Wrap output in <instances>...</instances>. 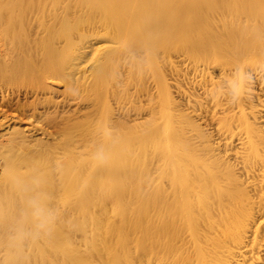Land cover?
Instances as JSON below:
<instances>
[{"label": "bare ground", "instance_id": "1", "mask_svg": "<svg viewBox=\"0 0 264 264\" xmlns=\"http://www.w3.org/2000/svg\"><path fill=\"white\" fill-rule=\"evenodd\" d=\"M59 57L64 92L89 108L58 116L51 142L5 129L53 121ZM119 64L135 91L110 78ZM239 66L252 82L229 105ZM5 109L18 117L0 119V264H264V0H0ZM33 197L59 210L56 229L20 254L7 238Z\"/></svg>", "mask_w": 264, "mask_h": 264}, {"label": "rangeland", "instance_id": "2", "mask_svg": "<svg viewBox=\"0 0 264 264\" xmlns=\"http://www.w3.org/2000/svg\"><path fill=\"white\" fill-rule=\"evenodd\" d=\"M172 56H177V54H174V55H172ZM173 57V58H174ZM179 57L177 56V58L175 57V62H177L178 64H179V62H181V60L179 61ZM64 60H65V63H64ZM54 61H56L55 59H54ZM57 62H59L60 63V65H58L59 66V69H60V71H61V75H62V79L61 78H56V79H50V80H48V81H50L49 82V84L50 85H52V88L53 89H55V90H57V92L55 91V93L53 94V99L55 100H58V101H60V102H62L61 103V105L62 106H60V104H59V109H57V108H51L52 106H50V108L48 109L49 110V112L51 111L52 113H53V115H52V120L54 121L55 119H57L58 120V118H60V117H62L63 116V113H64V111H68V110H70V109H73V110H75V109H77V108H81L83 111H86L88 108H87V104H88V102H85L84 101V103H83V101L81 102L80 101V98H78V97H74V96H69V95H67L65 92H64V88H65V82H64V80H63V78H65V71H67V58H63V57H59L58 59H57ZM143 62V61H142ZM64 63V64H63ZM84 64V63H83ZM162 64H164V63H162ZM183 64V65H182ZM120 65V64H119ZM144 65H149V64H147V63H145ZM185 63H182L181 62V66H180V64L177 66L178 68L179 67H181V68H179V72L181 73V71H183V69L185 70ZM117 67L120 69L122 66L120 65V66H118L117 65ZM165 68H166V65L164 66ZM117 68V69H118ZM124 68H125V66H124ZM145 68V69H144ZM122 69V68H121ZM121 69L119 70V71H116V68H114V70H113V74H112V72H111V74L109 73V75H110V78H111V76H113V78H115V77H117V72H120L121 71ZM127 69V68H126ZM143 70L142 71H144L145 70V72L144 73H146L145 74V76H144V78H142V80H144L145 81V84H147V85H150L151 86V88L152 89H155V86L153 85L154 83V81H153V79H155L156 78V75L154 74V72L152 71V69H151V67L149 66V68H146V66L145 67H143L142 68ZM148 69V70H147ZM170 69V68H169ZM168 69V66H167V68L165 69L166 71H165V75H166V78H168V82H169V85L171 84V89L172 90H175V87H176V83L175 82H177V80H176V78H175V76H173V73L170 71ZM123 70V69H122ZM147 70V71H146ZM150 70H151V73H152V75H151V73H150ZM111 71V70H110ZM115 71V72H114ZM125 71V69L123 70V72ZM122 72V71H121ZM120 72V73H121ZM116 75H115V74ZM120 73L118 74V76H120L121 77V75H120ZM144 73H142V75H144ZM125 74V73H124ZM169 74V75H168ZM108 75V76H109ZM141 75V76H142ZM115 76V77H114ZM152 76H154V77H152ZM181 76V75H180ZM67 77V76H66ZM122 77H124V76H122ZM121 77V78H122ZM146 77V78H145ZM179 77V76H178ZM112 78V80H113V82L115 81V84H116V81H118L119 79H120V81H121V78H119L118 77V79L117 80H114ZM125 78V77H124ZM175 79V81H174V79ZM181 78V77H180ZM107 79H108V81H107ZM106 79V81L107 82H110L111 80L109 79V77ZM126 80V82L124 81V83H123V81H122V83L125 85V87H124V85L121 83V86L120 87H118L117 86V89H118V91L121 93V92H123L124 93V91L127 93H131V92H133V91H135L136 89L135 88H138L139 86H137L136 87V85H137V82L139 83V78H137V79H134V80H137V81H134L133 82V79H131V80H128V82H127V77L125 78ZM57 80V81H56ZM60 80V81H59ZM110 80V81H109ZM148 80V81H147ZM60 82V83H57L56 84V82ZM119 81V82H120ZM143 81V82H144ZM147 82V83H146ZM29 83V82H28ZM126 83V84H125ZM22 84H25V86L24 85H22L21 87H19L18 88V90H20L19 91V95L17 96V98H19L20 100H21V102H31L32 101V99L34 98V94L33 93H28L26 96H25V93L24 92H28V90L29 91H31V84L30 85H26V82H24V83H22ZM111 84V83H110ZM110 84H108V85H110ZM139 85V84H138ZM27 86V87H26ZM30 86V87H29ZM126 87H128L127 89H126ZM28 88V89H27ZM152 89H151V91H152ZM10 90H11V88H10ZM21 90H22V92H21ZM59 91V92H58ZM63 91V92H62ZM153 92H155V90H153ZM8 93H9V91H8ZM10 93H11V91H10ZM63 94H66V96H68V97H65V95H63ZM155 94V93H154ZM157 94V93H156ZM156 94L154 95L155 97H156ZM174 94L175 95H177L176 94V92H174ZM72 97H74V98H72ZM154 97V98H155ZM25 98V99H24ZM140 98L141 99H146V96L144 95V94H140ZM41 99H43V98H41ZM143 99V100H144ZM15 100V99H14ZM109 100H110V105L112 106V107H114V110L116 111V105H117V100L116 101H114V99L112 100L111 98H109ZM143 100H141V101H143ZM146 101V100H145ZM145 101H143V102H141V104L144 106V105H146L147 103V101L145 102ZM59 102V103H60ZM82 104H81V103ZM144 102H145V104H144ZM42 103H43V101H42ZM47 103V102H46ZM44 104V103H43ZM130 103L129 102H127V103H125V106L126 107H128V106H130L129 105ZM139 104V103H138ZM48 105V104H47ZM137 105V104H136ZM45 106V105H44ZM41 107V106H40ZM47 109V108H46ZM58 110L57 112H55L56 110ZM80 109V110H81ZM41 110H43V107L41 108ZM55 110V111H54ZM59 110H60V112H59ZM124 110H125V108H124ZM133 110V109H132ZM131 110V111H132ZM114 111V112H115ZM134 111V110H133ZM130 112V113H134V112ZM15 111H12V109L10 110V109H5V110H2V112H0V119H2V117L3 116H7V117H9V118H12V119H14V118H16V117H18V116H16V114L14 113ZM50 112V113H51ZM54 112H55V114H54ZM51 113V114H52ZM59 113V114H58ZM116 113V112H115ZM58 114V115H57ZM65 114V113H64ZM77 115H78V112L76 113ZM61 115V116H60ZM25 116H27V115H25ZM25 116H21L20 115V117H21V119L20 118H16L17 120H19L17 123H14V122H12L11 124H9V126L8 127H4L5 129L6 128H8V130H10V129H12V128H22V129H24L27 133H29L30 132V134H32V138H36V139H38V138H40V139H43V140H49L50 142L51 141H53V140H55L58 136H56V138H52V136L51 135H49L48 133L49 132H51V131H53V132H55L54 130H56V127L55 126H53L56 122H57V120H55L54 122L53 121H50L49 122V120L47 121L46 120V118L44 117V116H42L41 118H38V120H32V118H30V117H25ZM53 116L55 117L54 119H53ZM57 116V117H56ZM58 116H60V117H58ZM146 116H148V115H146ZM14 117V118H13ZM132 117H134L133 115H132ZM146 118V117H145ZM49 119V118H48ZM61 119V118H60ZM144 119V118H143ZM199 122H201V124H202V126L204 127V128H206V130H211V128L209 127L208 128V125H207V127L204 125V120L202 121V120H198ZM51 122H53V124H51ZM15 124V125H14ZM19 125V126H18ZM16 126V127H15ZM35 126V127H34ZM12 127V128H11ZM53 127V128H52ZM32 128V129H31ZM33 128H35V130L33 129ZM1 129H3V128H0V131H1ZM4 129V130H5ZM31 129V130H30ZM50 136V137H49ZM60 137V136H59ZM51 139H53V140H51ZM250 193H252V191H250ZM261 193V192H260ZM260 193L258 192V196L260 195ZM256 196V195H255ZM258 196H256V199H258ZM258 223V221L256 220V224ZM255 225V224H254ZM252 230H254V229H252ZM251 231V229L248 231V233ZM251 233H254V231H251L250 232V235L248 234V236H247V240L250 238V240H251V238H253L252 237V235L253 234H251ZM249 237V238H248ZM258 238H260V237H258ZM261 241V240H260ZM262 241H264V239H262ZM248 242H249V240H248ZM251 242V241H250ZM262 244H264V242H262ZM262 247V249H264V246H261ZM260 247V248H261ZM261 249V252L262 251H264V250H262ZM262 253H264V252H262ZM165 264V263H164ZM166 264H170V262H168V263H166Z\"/></svg>", "mask_w": 264, "mask_h": 264}, {"label": "clouds", "instance_id": "3", "mask_svg": "<svg viewBox=\"0 0 264 264\" xmlns=\"http://www.w3.org/2000/svg\"><path fill=\"white\" fill-rule=\"evenodd\" d=\"M225 80L231 89L230 98L226 102L234 105L244 97L252 82V75L243 66H239L234 70L233 75L226 77ZM211 96L213 100L221 98L216 90L211 93ZM96 159L103 161V158L99 156ZM58 215V209L42 204L36 197L29 199L27 208L22 212L21 220L8 234L9 250L24 254L30 243L50 239L55 232Z\"/></svg>", "mask_w": 264, "mask_h": 264}]
</instances>
